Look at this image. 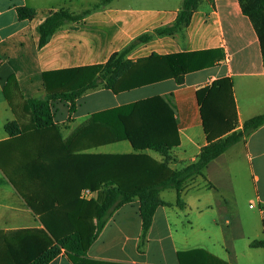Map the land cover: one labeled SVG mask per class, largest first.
Listing matches in <instances>:
<instances>
[{"label": "crops", "instance_id": "obj_1", "mask_svg": "<svg viewBox=\"0 0 264 264\" xmlns=\"http://www.w3.org/2000/svg\"><path fill=\"white\" fill-rule=\"evenodd\" d=\"M80 1L0 0V111L9 106L4 88L11 75L16 77L24 99L44 98V73L105 64L138 36L172 27L184 0H113L106 5L91 0L89 6L79 9L76 4ZM19 7L34 9L36 16L20 20ZM62 8L76 14L95 10L82 23L63 27L39 49L37 28ZM203 51L211 54H196L194 58L201 60L200 66L205 68L186 74L181 85L171 78L118 94L100 87L80 97L71 115L69 103H53L60 139L48 142L47 134L39 143L44 156L38 161L43 165H68L75 176L80 174L82 157L87 155L146 154L164 163L165 157L158 152L135 150L130 141L116 140L124 125L129 127L128 111L120 112L121 119L119 113H107L160 97L172 115L166 108L156 111L155 118L145 122L140 143L172 145L167 164L171 170L195 163L208 145L198 90L219 79L232 80L237 114L234 131H241L247 120L264 114V54L241 3L202 0L189 27L172 36H156L129 56L136 62L153 53L165 56ZM9 92L17 114L5 123L0 142L11 138L8 124L28 123V118L22 116V98L13 88ZM132 123L137 125L138 120ZM35 145L29 143L27 147ZM0 172L4 180L0 185L1 254L4 236L28 230L35 235L34 231L43 230L44 225ZM93 192L96 200L99 193ZM177 197L175 190L160 193V198L171 206L156 210L142 252L138 248L142 231L140 203L134 201L113 214L87 257L111 264H264V247L251 246L255 241H264V125L210 163L202 176L185 183L183 208L176 205ZM49 264L73 263L62 252Z\"/></svg>", "mask_w": 264, "mask_h": 264}, {"label": "trees", "instance_id": "obj_2", "mask_svg": "<svg viewBox=\"0 0 264 264\" xmlns=\"http://www.w3.org/2000/svg\"><path fill=\"white\" fill-rule=\"evenodd\" d=\"M112 1L101 0L100 5ZM201 1L184 0L172 27L158 28L154 33L138 36L125 48L113 53L105 64L44 73V98L24 99L16 77L11 75L8 78L4 97L15 111L9 92L11 88L15 89L23 100L22 116L28 118V123H12L6 127L11 138L0 142V169L41 220L44 229L34 231L35 235L28 230L4 236L0 254L3 264H49L62 252L73 264H111L89 259L88 250L113 214L134 201L140 203L142 231L138 248L142 252L156 210L161 206H171L160 198V193L175 190L178 196L176 205L183 208L182 191L185 183L202 176L210 163L264 125L262 114L247 120L241 131H234L237 114L233 83L231 79L224 78L197 91L208 145L202 149L195 163L181 170H171L167 166L172 145L139 141V137L144 134L145 122L154 119L156 111L162 108L170 111L160 97L107 113H119L121 119L120 112L128 111L126 118L129 127L124 125V131L116 140L130 141L135 150L158 152L165 157L164 163L146 154L87 155L82 157L81 172L75 176L68 165H43L38 161L44 156L39 143L44 141L46 135H49L46 138L48 142L60 139L52 113L53 103H69L71 115L76 109V101L88 91L103 87L118 94L171 78L181 85L186 74L205 68L200 66L201 60L194 56L208 55L211 51L165 56L153 53L136 62L129 58L136 47L151 42L156 36H172L189 27ZM239 2L243 14L254 25L264 54V0ZM93 10L95 8L76 14L62 8L51 14L37 28L38 48L45 47L63 27L82 23ZM17 13L20 20H32L36 16V11L29 7H19ZM133 120H138V124L133 125ZM29 143L36 145L27 147ZM71 160L74 161V158ZM3 183L4 180L0 179V185ZM83 189L98 192V198L91 201L80 199ZM37 233L42 234V237L36 236ZM251 246L264 247V241H255Z\"/></svg>", "mask_w": 264, "mask_h": 264}, {"label": "rangeland", "instance_id": "obj_3", "mask_svg": "<svg viewBox=\"0 0 264 264\" xmlns=\"http://www.w3.org/2000/svg\"><path fill=\"white\" fill-rule=\"evenodd\" d=\"M145 1H148L149 3H152L153 1H158V0H151V1L150 0H145ZM139 2H141V0ZM80 3L81 4H76V5L80 6V7H78L79 9L81 7L89 6L91 4V0H83V1H80ZM231 44L233 45L234 43L231 42ZM14 104L16 106V102L15 101H14ZM14 113H16V111H13L11 107L7 106V104H6L5 108L3 109V111H0V137L5 135V130H4L5 123H7L8 121H11V120L16 118V114L17 113L16 114H14ZM18 113L21 114V112H18ZM0 176H1V172H0ZM172 193H174V192H171V194ZM244 212L246 214H249V211L246 210V209L244 210Z\"/></svg>", "mask_w": 264, "mask_h": 264}, {"label": "built area", "instance_id": "obj_4", "mask_svg": "<svg viewBox=\"0 0 264 264\" xmlns=\"http://www.w3.org/2000/svg\"><path fill=\"white\" fill-rule=\"evenodd\" d=\"M95 197H96V193H94L92 190H89V189L83 190L82 198L84 200L91 201V200L95 199Z\"/></svg>", "mask_w": 264, "mask_h": 264}]
</instances>
